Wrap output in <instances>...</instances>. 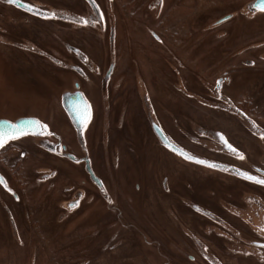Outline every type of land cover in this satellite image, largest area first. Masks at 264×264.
<instances>
[{
  "label": "flooded vegetation",
  "instance_id": "obj_1",
  "mask_svg": "<svg viewBox=\"0 0 264 264\" xmlns=\"http://www.w3.org/2000/svg\"><path fill=\"white\" fill-rule=\"evenodd\" d=\"M58 2L38 4L49 14L46 17L25 11L21 14L42 31L35 41L21 35L1 37L6 32L0 25V42L5 48L36 60L47 75L59 74V79L69 84L49 100L44 116H20L35 117L47 125L45 135L22 136L4 144L0 148L1 177L17 191L8 180L18 179L26 165L24 182L32 178V185L43 184L44 191L50 190L56 172L40 166L47 155L70 173L74 171L75 183L61 187L69 192V198L59 206L65 214L78 212L76 229L90 227L88 237H80L77 243L87 241L81 246L89 251L85 255H91V264H264V185L242 178L244 172L264 178V135L251 129L256 141L249 142L240 131H234L232 142L219 130L222 127L216 126L227 119L226 125L234 123L228 113L235 112L228 101H235V91L240 96L237 106L255 114L249 111V95L244 97V87L236 78L240 77L241 63L250 69L247 73L263 75L264 35L255 36L258 28L253 29L252 22L247 27L240 18L264 19V14H225L217 20L229 16L226 21L217 24L216 20L211 28L208 23L199 30L194 23L185 27L187 19L193 20L195 15L194 0H172L170 9H166V0ZM82 19L88 23L82 24ZM111 35L118 59L103 94L102 83L111 60ZM132 36H138L142 43L121 44V37ZM161 36L173 37L176 47L189 56L196 55L194 48L208 49L210 60L195 65L205 67L206 76L193 74ZM136 52L141 54V61L136 59ZM247 54L261 60H241ZM163 74L165 79H173L176 90L168 94L169 98L158 94ZM187 83L196 85L199 92ZM228 86L234 89L232 93L226 91ZM76 90L82 93L91 113L83 127V144L61 104L66 91ZM146 95L153 112L165 119L149 122L143 104ZM196 100L201 110L193 108ZM211 112L220 117L217 123L210 118ZM153 125L188 157L166 147ZM36 143L52 151L38 148ZM152 143L158 149L150 150ZM194 145H202L207 151L205 161L221 167L190 160L204 154ZM256 148L262 150L257 152ZM85 159L98 183L86 172ZM208 178L214 180L201 188ZM17 183L20 188L24 185ZM2 189L0 185V220L6 223L9 240L16 246L34 244L39 224L31 223L30 211L21 208L19 194L16 198L6 194L3 199ZM73 202L76 206L69 209ZM80 208L91 210L81 214ZM57 237L54 233L49 241H57ZM35 251L33 248L30 255L32 264Z\"/></svg>",
  "mask_w": 264,
  "mask_h": 264
},
{
  "label": "rangeland",
  "instance_id": "obj_2",
  "mask_svg": "<svg viewBox=\"0 0 264 264\" xmlns=\"http://www.w3.org/2000/svg\"><path fill=\"white\" fill-rule=\"evenodd\" d=\"M28 5L35 7L41 11H43L38 4H44V2L51 3L56 2L59 3V0H25ZM251 0H194V3L196 4L194 8V16L193 20L189 23L188 19L187 22H185V27L187 28V24L190 26L192 23L195 25H199L198 29L201 30L203 25H206L209 23V27L211 28V24L215 22L221 15H229V14H238V12L241 11L242 14H248L245 10V5L248 4ZM43 2V3H41ZM25 3V4H27ZM166 9H170L172 5V0H166ZM240 9V10H239ZM24 11L17 10L15 6L11 4H7V0H0V25L5 28V32L1 37H6L10 39V37L13 36H23L27 37L33 41L39 39L40 33L42 31L38 28L35 29L34 26L29 24V21L24 20V16L21 15ZM44 12V11H43ZM181 13V11L179 10ZM184 12V11H183ZM178 13V11L176 12ZM52 14V13H51ZM249 17V15H248ZM247 20V21H246ZM243 20L240 18V21L243 23H246L247 27L250 26V22H252L253 29H257V31L253 33L255 36L262 37L264 34H260L261 27H264V19L256 16L253 17L251 20L246 19ZM232 22V21H230ZM20 24H23L22 26ZM0 26V28H1ZM26 27V28H25ZM246 27V26H245ZM189 29V28H188ZM249 31L250 29L247 28ZM264 30V29H263ZM261 33H264L261 32ZM233 35V34H232ZM122 36V35H121ZM127 36V35H124ZM147 37V36H146ZM139 37L133 36L132 37H121V44L128 45L133 44L136 41L137 43H142L141 39H138ZM148 38V37H147ZM162 39L165 40V43L169 48L171 49V52L173 55L178 56V59H180L183 64L186 67L191 68L193 71V74L197 76L205 77V72H203V69L196 68L195 65L198 63L205 64L204 62L206 60H210V58L207 59V57L210 55L208 52V49H205L203 47H200L199 49L194 48L196 55L189 56L187 54H184L180 51L179 47H176L177 45L174 42L173 37L169 36H161ZM176 38V37H175ZM135 39V40H134ZM149 39V38H148ZM177 41L179 38H176ZM200 42V41H199ZM201 44V42L199 43ZM177 52V53H175ZM251 54L244 55V57H241L243 61H259L261 59L254 60V58H249ZM140 53H135L136 59L140 58V61L142 57H140ZM115 54V61L118 59L116 58ZM133 56V58L135 59ZM135 59V60H136ZM252 59V60H250ZM31 58L28 59L26 55H20L18 52L15 54L13 51L5 48L3 44L0 42V116H4L10 119L17 118L23 115H33L37 114L39 117L44 116V110L46 108L47 103L50 99L53 98L54 95L60 93L61 91L68 88V83H63L62 80L59 79V74L50 75L46 74V70L43 69L40 64L35 63ZM192 61L193 63H191ZM190 62V63H189ZM32 64H35V67L32 66ZM29 67L30 69H25V67ZM245 65L241 63L239 71L240 77L239 79L236 78L240 82V84L243 85V93L244 97H247L246 94L249 95L248 103L251 106H248L249 111L254 110L255 114L245 113L242 111L241 108L237 106L238 98L240 97L237 93L238 91H235L233 94L235 101L229 100V105L234 110L235 114H229V118H233L234 123H227L229 119H227L226 122L220 121L219 123L216 122V119H219L220 117L211 112L210 118L217 123L216 126H220L222 128H219V130H222L224 134L228 135L230 137V140L232 142H235V140L232 139V136L235 137L234 131H240L242 134H244L247 137V141L250 142L256 141L255 138L252 136V130L255 129L259 133V135H264V133L261 131H264V73L263 75L260 74L259 76L255 77V75H252L251 73H247L250 71L249 68L244 67ZM189 70V69H188ZM29 71V72H28ZM28 72V73H26ZM52 75V76H51ZM263 77V78H262ZM161 79L163 82L162 87H159L158 94H161L160 96H163L164 98H169L170 93H176V90H174V86H172L173 79H165L164 74L161 75ZM251 79H256L253 81ZM234 80V84H238V82ZM165 83V84H164ZM106 83H102V91L101 93H106L105 90ZM262 85V86H261ZM187 86L194 90L195 92H199L197 89V86L190 85L187 83ZM261 86V89L259 87ZM198 90V91H197ZM226 91L229 93H232L233 90L229 88V86L226 88ZM144 93V91H142ZM194 92V93H195ZM210 99V98H209ZM199 100H196L193 103L194 109H200V104L198 102ZM143 104L145 105V109L147 111V116L150 123H158L160 120L165 117L161 116V114L158 116L156 113L153 112V109H151V103L148 100L147 95L145 96V99L143 97ZM200 115H202V112ZM201 117V116H200ZM155 121V122H154ZM258 129H257V128ZM261 128V129H260ZM172 132L176 135V132L172 129ZM169 137L168 135H166ZM198 138V136L196 135ZM171 140V139H170ZM38 141V140H35ZM172 141V140H171ZM248 142V143H249ZM194 148H199L201 151H203L202 157L198 156H192L190 160H192L196 164H202L203 166H209L211 168L218 167L220 165L212 163V161L208 162L205 160V157H208L207 151L204 149V147L201 145H194ZM158 149V147L152 143L150 150ZM257 152L261 151L262 149L256 148ZM250 150V148H249ZM244 151V149H243ZM208 153H211L210 151ZM253 153V152H252ZM249 154V152H248ZM254 155V153H253ZM51 157L48 158V155L45 156L44 160L40 163V166L42 167H50L52 171L56 172V176L54 179L51 180L54 187L50 188V190L44 191L45 186L42 185H32V178L30 180H25L27 171L23 172L26 165H24L21 173H19L18 179H10V184L13 188L17 189L15 191L12 189L8 182H6L7 186L15 193V195L19 194L22 198V204L21 208L29 209L30 211V221L31 223H35L38 225L36 228V234L35 239L33 238L32 241L34 244L31 245H14L12 244L11 240H9V234L6 229V223L0 220V264H32L30 255L32 253V249L35 248V262L34 264H47L49 262L50 264H91L90 259L91 255H85L90 254L82 249V247L86 244L87 241H83L80 245V242L77 243V239L79 240L80 237L87 238L89 233L90 227L84 226V229H76L75 224H77L76 213H70L65 214V211L60 208L59 205H61L62 201H65L69 198V192L63 188V184L65 185H72L74 184V171L70 173V171L65 166H59L60 163L53 162ZM256 161V159H253ZM197 161H204V163H199ZM44 164V165H43ZM36 166V165H34ZM33 166V167H34ZM39 167V166H38ZM221 167V166H220ZM26 173V174H23ZM125 175V174H124ZM197 176V174H196ZM25 177V178H24ZM173 177L170 178V180ZM63 179H66L64 183H62ZM210 180V181H208ZM211 180H214L212 178H208L204 180V183L202 184L201 188H207L209 186V182L212 183ZM208 181V182H207ZM20 182L22 188L17 187L18 183ZM20 188V189H19ZM3 190V189H2ZM5 192V193H4ZM2 192L0 191V194ZM6 194L13 196L8 191L3 190L2 197L3 199L6 198ZM9 196V197H10ZM3 204L0 197V205ZM90 208H80L81 214L84 212L89 213ZM4 220V219H3ZM5 221V220H4ZM89 225H91V216L90 220L88 222ZM53 232V233H52ZM54 233L58 234L57 241L51 242L49 241V236L54 235ZM85 242V243H84ZM27 244L28 242H24ZM85 251V252H84ZM89 252V251H88ZM82 254V255H81ZM84 254V255H83ZM81 255V256H79ZM85 258L86 260H83ZM79 261L81 263H79ZM116 264V263H114Z\"/></svg>",
  "mask_w": 264,
  "mask_h": 264
},
{
  "label": "water",
  "instance_id": "obj_3",
  "mask_svg": "<svg viewBox=\"0 0 264 264\" xmlns=\"http://www.w3.org/2000/svg\"><path fill=\"white\" fill-rule=\"evenodd\" d=\"M91 1V0H89ZM7 4H11L13 6H15L16 8L23 10L25 12H28L29 14L35 15V16H39V17H46L49 14L45 13L35 7L31 6V10H29V6L28 4H25L23 2H20L18 0H13L12 3H8L7 0ZM262 4V0H251L248 4L245 5V10L248 13H263L262 11H260V6ZM229 16H226L225 18H222L220 20H217V24H220L224 21H226L228 19ZM109 45H110V53H111V60H110V64L108 67V70L105 74L104 80L103 82L106 83V80L108 79L111 70L113 68L114 62H115V51H114V42H113V37L112 35L110 36L109 39ZM77 88V87H76ZM61 104L62 107L64 109V111L66 112L67 117L70 119V121L73 123V125L76 128V134H77V138L78 140L81 142V144H83V136H82V131H83V127L85 126V124L83 123L82 120V113L83 110L85 108V106L87 105L85 98L83 97L82 93L79 90L73 91V92H68L66 91L65 94L62 96L61 98ZM38 121L39 123H31V122H36ZM88 121V120H87ZM11 125H16L17 127H20L23 129V131L26 133L23 136H34V137H39V136H43L45 135V127L42 124V122L35 118V117H17L15 120L9 121L6 119H0V133H11L14 131V129L12 127H10ZM153 129L155 131V133L160 137L162 143L168 147L169 149L179 153L180 155H185L188 157V155L184 154L181 150H179L175 145H172L168 139H166V137H164L162 135V133L155 127V125H153ZM22 137V136H20ZM19 137V138H20ZM14 140V139H12ZM11 141V140H9ZM8 141V142H9ZM38 148H41L45 151H52L48 148H46V146L44 145H40L37 144ZM1 148V147H0ZM54 153V152H51ZM67 158H72L71 155H65ZM191 159V158H190ZM85 164H86V172L89 174V177L92 181L98 183L97 179L93 176L90 168H89V164L87 159L84 160ZM0 185L4 188L5 191H8L9 193H11L13 195L14 198H16L15 193L7 186L5 180L3 179V177H1L0 175ZM72 205L70 206L69 209H73L76 206V202L71 203Z\"/></svg>",
  "mask_w": 264,
  "mask_h": 264
},
{
  "label": "snow or ice",
  "instance_id": "obj_4",
  "mask_svg": "<svg viewBox=\"0 0 264 264\" xmlns=\"http://www.w3.org/2000/svg\"><path fill=\"white\" fill-rule=\"evenodd\" d=\"M12 2H13V0H8V3H12ZM29 10H31V6H29ZM260 11L264 12V0H262V4L260 6ZM52 15H55V14L53 13ZM81 23L86 25L88 23V21L82 19ZM81 115H82L83 123L86 126L87 120L90 119V116H91L90 107L86 105L84 110H83V113ZM31 123H39V122L36 121V122H31ZM10 127H12L14 129L13 132H11V133H0V147H2L4 144H6L9 140L18 139L20 136H23L26 134L22 128L17 127L16 125H11ZM44 127H47V125H44ZM225 143H227V142L225 141ZM229 147H231V145H229ZM241 158H243V157H241ZM197 162L204 163V161H197ZM242 178L244 180L250 181V182L255 183V184L264 185V178L253 176L248 172L242 173Z\"/></svg>",
  "mask_w": 264,
  "mask_h": 264
}]
</instances>
